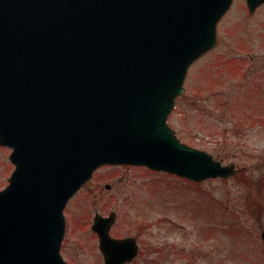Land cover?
Wrapping results in <instances>:
<instances>
[{
    "label": "water",
    "instance_id": "obj_1",
    "mask_svg": "<svg viewBox=\"0 0 264 264\" xmlns=\"http://www.w3.org/2000/svg\"><path fill=\"white\" fill-rule=\"evenodd\" d=\"M233 2L0 0V145L16 165L0 189V264H68L64 208L101 165L195 181L239 172L168 122ZM114 218L97 215L93 230L105 264H125L138 244L110 236Z\"/></svg>",
    "mask_w": 264,
    "mask_h": 264
},
{
    "label": "rangeland",
    "instance_id": "obj_2",
    "mask_svg": "<svg viewBox=\"0 0 264 264\" xmlns=\"http://www.w3.org/2000/svg\"><path fill=\"white\" fill-rule=\"evenodd\" d=\"M185 87L169 118L176 134L241 171L194 183L148 166L105 164L65 209L61 253L69 264H104L91 227L96 213L112 211L113 235L143 240L132 264L264 263V5L251 13L235 0L218 45L191 65ZM11 152L0 145V189L14 171Z\"/></svg>",
    "mask_w": 264,
    "mask_h": 264
},
{
    "label": "flooded vegetation",
    "instance_id": "obj_3",
    "mask_svg": "<svg viewBox=\"0 0 264 264\" xmlns=\"http://www.w3.org/2000/svg\"><path fill=\"white\" fill-rule=\"evenodd\" d=\"M115 237H125V235L117 234V235H115ZM135 237L138 240V244H139V256L136 259H139L143 255V253H144L143 250H142L143 249V247H142L143 240L140 238V235L139 236H135ZM151 249L154 250L153 247H151ZM149 263H151V262H148L147 264H149ZM129 264H132V263H129Z\"/></svg>",
    "mask_w": 264,
    "mask_h": 264
},
{
    "label": "trees",
    "instance_id": "obj_4",
    "mask_svg": "<svg viewBox=\"0 0 264 264\" xmlns=\"http://www.w3.org/2000/svg\"><path fill=\"white\" fill-rule=\"evenodd\" d=\"M161 250H162V249H161ZM261 262H264V261L262 260ZM261 262H260V263H261ZM261 264H264V263H261Z\"/></svg>",
    "mask_w": 264,
    "mask_h": 264
}]
</instances>
